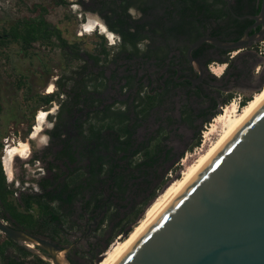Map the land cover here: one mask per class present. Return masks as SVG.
<instances>
[{
	"label": "trees",
	"instance_id": "16d2710c",
	"mask_svg": "<svg viewBox=\"0 0 264 264\" xmlns=\"http://www.w3.org/2000/svg\"><path fill=\"white\" fill-rule=\"evenodd\" d=\"M72 2L81 5L84 11L99 15L107 29L117 35L113 46L107 48L105 36L100 35L102 40L95 52L83 53L86 55L84 58L78 45L69 42L62 31L45 18L47 8L43 3L32 6L30 10L34 15L15 18L0 28V58L8 60L14 45H18L19 53L29 58L38 56V49L58 46L65 54L66 67L69 68L56 80L54 93L27 97L34 110L40 105H51L53 100L59 103L54 125L47 131L50 136L48 150L30 160L33 162L50 156L46 167L48 174L35 181L38 185L36 191L19 190L16 196L18 187L15 188L12 181L8 182L4 173L1 140L5 135L7 115L4 104L0 102V217L13 227L52 241L62 239L63 245H67L70 241L66 233L70 229L83 232L94 217L101 215L98 225L103 226L107 220L108 235L101 244L98 242L92 246L90 243V249L84 252L82 259L95 258L115 236L120 239L95 263L100 264L110 248L128 239L150 208L184 175V171L180 177L176 174L172 181V177L167 175L169 170L173 172L172 167L176 163L178 165V161H172L171 149L162 143L166 134L163 126L141 142L136 141L137 127L155 106L165 98L169 99L171 90L177 86L175 71L171 70L164 81L167 89L158 99L157 94H151L153 89H148L152 82L149 72L154 74L167 63H175L181 70L188 69L186 50L200 37L227 41L240 39L252 20L240 19L239 16L250 14L252 0H239L232 4L233 13L224 0ZM68 3V0H52L55 6ZM210 47L215 46L204 42L196 49L203 51ZM196 49L192 51L194 58L198 57ZM223 51L231 53L232 50ZM74 60L82 63L72 67ZM211 61L208 59L206 63ZM106 64L112 66L110 77L104 76ZM251 64L252 60L248 69ZM227 74L226 68L220 81ZM240 74L241 70L234 66L228 77L233 78L234 86L239 85L236 78ZM228 78L223 87L230 83ZM111 80L122 81L120 91L128 92V100L121 101V107L114 106L117 100L105 103L106 98L102 95ZM212 80H215L213 76ZM184 83L188 85L189 81ZM12 84L16 89L28 87L23 75L14 77ZM184 96L186 101L190 99V89ZM205 97L204 103L209 101V95ZM253 97L243 96L240 106L244 108ZM233 98V94L228 92L222 103L227 104ZM210 100L212 104L207 108H215L213 98ZM207 108L198 109V114L204 115ZM31 114L33 117L34 112ZM216 114L217 110L211 112L203 119L204 123L211 116L216 118ZM187 119L193 121L191 112ZM157 134L159 140L153 142ZM199 142L197 132L190 148ZM16 157L22 156H15L13 160ZM158 168H161V174H157ZM163 186L166 188L160 192ZM97 228L93 231H99ZM104 230L102 228L100 232ZM24 245L34 249L39 256L0 233V264H50L48 257L45 258L35 246Z\"/></svg>",
	"mask_w": 264,
	"mask_h": 264
},
{
	"label": "water",
	"instance_id": "95a60500",
	"mask_svg": "<svg viewBox=\"0 0 264 264\" xmlns=\"http://www.w3.org/2000/svg\"><path fill=\"white\" fill-rule=\"evenodd\" d=\"M243 17L259 32L247 30L234 41L203 36L188 46L187 59L199 72L193 82L201 78L192 56L200 44L237 50L264 35V0L257 15ZM0 232L18 244L33 243L50 264H63L59 253L70 264L65 253L78 242L61 248L1 217ZM113 264H264V98Z\"/></svg>",
	"mask_w": 264,
	"mask_h": 264
},
{
	"label": "rangeland",
	"instance_id": "374dc122",
	"mask_svg": "<svg viewBox=\"0 0 264 264\" xmlns=\"http://www.w3.org/2000/svg\"><path fill=\"white\" fill-rule=\"evenodd\" d=\"M68 1L69 3L67 5L55 6L52 4V0H0V28L7 25V23L15 18L27 14L34 15L30 10L32 6L37 3H43L47 8L45 18L49 22L55 24L62 31L63 37L68 39L69 42H74L78 45L80 54L84 58L86 55L83 53L95 52L94 50L102 40L100 35L105 36L107 48L115 44L117 40L116 34L111 32L112 37H110L108 32L104 30L102 31L99 25H96L92 29H86L84 27V25L88 23L90 15H96L97 18L103 22L97 13L84 11L81 5L73 3L72 0ZM131 12L135 13L134 10H131ZM258 48H261L262 50L264 48V35L254 41L251 46H247L246 49L231 51V54L241 55V58L236 63V66L241 70V74L236 78V82L239 83L237 86L233 85V78L230 77L228 78V80H230V85L223 87L224 81H220V77L224 75L227 66L225 63H211L212 69L222 67L223 70L222 73L218 74H215L210 70L208 71L215 78V80H212L210 83L211 91L215 93L217 92L220 97L225 96L227 92H230L235 97L227 104L220 103L216 109L218 111L216 116L221 112L223 113L225 106L236 102L239 94L242 97H253L254 94L263 87L264 55L258 53ZM37 52L38 56H33V58L24 57L19 53L18 45H14L9 51L8 60L0 58V102L4 104L5 113L7 115L5 135L1 140L3 143L2 149L8 144H18L20 141H24V143L26 142L28 146L26 156L16 157L12 161L11 178L6 176L8 182L12 181L14 187H18L15 194L16 196L19 194V190L28 192L32 190L36 191L37 183L35 181L48 174L46 167L47 161L50 160V156L45 159H36L33 162H30V160L34 156L40 155L39 150L46 144L48 137L47 131L52 127L54 116L57 112L56 105H51L49 110L51 112L50 115H48L43 121L38 134L35 137H32L31 135L36 123L37 113L39 110H42V108L37 107V109H35L36 112L33 119L31 113L32 110L34 111L35 107L32 101L27 100V97L35 95V92L41 91L45 85L47 86V91L49 86H52V89L56 90V80L64 71L69 69L66 67V56L58 46L51 48L46 47L44 50L41 48L38 49ZM251 55H254V57H251ZM250 57L252 60L250 68L251 76H248L249 74L246 72L249 62L251 61ZM81 63L82 62L79 60H74L72 67L79 66ZM111 70V64H106L104 76L110 77ZM19 75L25 76L28 87H22L20 89L14 87L12 80ZM108 84V87L103 90L102 94L104 98H106L105 103H112L114 100H117L118 103L114 106L121 107V101H124L125 99L128 100V92H121L119 89L122 81L117 82L111 80ZM54 90L50 93H53ZM29 103L30 106H27ZM204 105L205 103L203 101L196 103L193 98L186 101L182 94L174 92L169 99L165 98L161 104L156 106L150 112L149 116L140 123V126L137 127L135 133L137 142L144 140V138L154 133V131L160 128V126L165 128L166 134L162 143L171 149L170 158H172V161H178V165L176 163L172 167L174 170L171 173V181L175 179L176 174H179L180 177L183 171L185 173L198 160V158L207 151L210 145L223 131V125L221 123L218 124L216 127V133L212 135V140L207 142L203 150H197L196 153H193L195 146L192 148H190V146L197 137V132H199L201 142L202 134L210 128L211 123H214L215 116H211L209 121L205 124L201 117L195 115L197 110ZM227 109L230 110V106H228ZM190 112L193 115L192 122L187 119ZM238 112H240V110ZM158 138L159 134H157L152 141L159 140ZM181 159H183L182 163ZM1 162H3L2 158ZM170 172L171 171L169 170L168 174ZM157 174H161V168H158ZM22 181L24 182L22 183ZM163 188L164 186L161 188L160 192ZM95 227H98L99 231H95L78 245V250H81V253H84V251L86 252V249L88 248L86 247L87 243L96 244L99 242L101 244L107 237L110 230L107 220H104L103 226L98 225L97 223ZM102 228H105V230L100 232ZM78 233L79 231L77 230L76 232L75 230H72L71 233H68L69 240H72L74 236L79 235ZM119 239V236H115L102 253H96L97 255L95 258L91 259L88 257L87 259L84 258L82 260L87 264H95L102 257L103 253ZM113 247L114 246H112V248ZM112 248H110V250ZM29 250L38 255L34 249ZM9 252L12 253L11 250ZM29 258L31 259V257H28L27 259Z\"/></svg>",
	"mask_w": 264,
	"mask_h": 264
},
{
	"label": "flooded vegetation",
	"instance_id": "af4514ba",
	"mask_svg": "<svg viewBox=\"0 0 264 264\" xmlns=\"http://www.w3.org/2000/svg\"><path fill=\"white\" fill-rule=\"evenodd\" d=\"M237 1L239 0H231L230 3L228 4L226 1V6L230 9V11L233 13L232 9H231V5L232 4H235ZM245 1V0H244ZM241 2V1H240ZM260 4H261V0H252L251 2V12L250 14H244V15H241L239 16L240 19H244V18H249V17H243L245 15H257L259 10H260ZM250 20H252L244 29V32H243V35L245 33V31L248 30V35L251 36L253 34H256L257 32H259L260 30V26H253V23H254V20L252 18H249ZM242 35V36H243ZM241 36V37H242ZM254 41H250L248 46L252 45ZM247 46L244 48L246 49ZM196 49V48H195ZM223 50H228V49H223V48H219V47H210L208 49H204L203 51L201 50H197L196 49V54L198 55V57H196L195 59L197 60V62L199 63L200 67H201V78L199 81H195L193 82V80H195L198 76H199V72L189 63L188 61V66L189 68L188 69H185V70H181L177 64L175 63H167L165 64L163 67H161L157 72H155L154 74H152V72L150 71L149 72V76L151 77L152 79V82L148 85V89H153L151 91V94H157L158 96V99L165 93L166 89H167V86L166 84L164 83L165 79H167L170 75V71L174 70L175 71V74H174V79L177 83V86L175 88H173L171 90L172 94L174 92H178L180 94H182L184 96V94L186 95L187 92H189V89H190V99H194V101L197 103V102H200V101H203V99H205L206 95H209V101H207L205 103V105L203 107H200V108H207L208 105L212 104L210 98H213V102L216 103V107L215 108H207L206 109V113L204 115H200L198 114L199 111L197 110L196 114L197 116L201 117L202 121L204 118H207L209 117L210 113L215 111L219 104L222 103L223 99L225 96L223 97H220L218 96L217 92H212L211 91V88H210V83L212 82V75L208 72L209 70L212 71V64L211 63H225L226 66H227V70H228V74L225 76L224 78V82L225 80H227V78L229 77V74H231V72H233V68L234 66H236L237 62L239 61V59L241 58L240 56L241 55H235V54H231L230 52H224ZM187 57V56H186ZM208 59H212L211 62H208L206 63V61ZM188 60V59H187ZM240 65V64H239ZM249 70V71H248ZM45 73V72H44ZM151 73V74H150ZM247 74H250L251 76V72H250V69H247ZM155 79V80H153ZM185 81H189V84H183V82ZM155 84V85H154ZM230 85V83H228V86ZM201 87L204 89L202 90ZM56 90H57V87H56ZM54 90V92L56 91ZM228 90V89H226ZM53 91V90H52ZM53 92V93H54ZM46 93V94H45ZM228 93V92H227ZM38 94V95H47V94H51L50 92H47V86L45 85L43 87V89L39 92H35V95ZM62 96V95H61ZM60 96V97H61ZM185 97V96H184ZM51 105H56V110L58 112V109H59V103L56 101V100H53ZM51 105H40L39 107L42 108V110L44 111H47L48 115H50V106ZM156 107V106H155ZM199 108V109H200ZM32 112H34V115H35V112L36 110H32ZM56 112V114H57ZM34 115H33V119H34ZM46 116V117H47ZM29 119V118H27ZM54 121H55V116H54ZM54 121H53V124H52V127L54 125ZM51 127V128H52ZM50 128V129H51ZM3 139V138H2ZM50 146V136L48 134V137H47V141H46V144L44 147H42L40 150H39V153L40 155L39 156H42L43 154L46 153V150H48ZM3 150V149H2ZM2 150H1V153H2ZM2 158V157H1ZM4 170V168H3ZM5 173V171H4ZM6 175V174H5ZM37 190H38V185H37ZM101 217V215L99 216H96L93 218V220H91L87 227H86V230L81 232L79 231V235L77 236H74V238L72 240H69L70 243L67 244V245H63V240L62 239H59V240H54L52 241L51 239L49 238H46V237H42V238H45V239H48L50 240L51 242H53L54 244H56L57 246L61 247V248H66V247H69L73 242L75 241H78L76 244H74L66 253H65V256L66 258L68 259L69 263L70 264H75L74 262L76 260H78V262H83L85 264H87L84 260H82L81 258V255L84 254V253H81V250H78V245L83 241L85 240L86 238H88L92 233H94V228H96V224L98 223V219ZM88 217L86 216L85 219H87ZM69 233L72 232V230L70 229L68 231ZM74 232V231H73ZM76 232V230H75ZM1 233V232H0ZM66 233V232H65ZM3 234V233H2ZM67 237H68V233H66ZM35 235V234H34ZM38 236V235H37ZM69 239V237H68ZM60 242V243H59ZM21 245V244H20ZM95 244L93 243L92 246H94ZM86 247H88L86 249V251H88L90 249V244H86ZM37 250H39L42 254H46L42 249L36 247ZM85 252V251H84ZM39 256V255H38ZM41 257V256H40ZM87 257V256H86ZM44 259V258H43ZM46 260V259H44ZM48 261V260H46ZM73 261V262H72ZM49 262V261H48Z\"/></svg>",
	"mask_w": 264,
	"mask_h": 264
},
{
	"label": "bare ground",
	"instance_id": "6f19581e",
	"mask_svg": "<svg viewBox=\"0 0 264 264\" xmlns=\"http://www.w3.org/2000/svg\"><path fill=\"white\" fill-rule=\"evenodd\" d=\"M96 25H99L101 30L107 31L108 35L112 37V33L105 28L103 22L97 18L96 15H90L88 18V23L84 25L86 29H92ZM213 73H221V68L212 69ZM51 89V90H49ZM52 86H49L47 92H51ZM264 98V87L262 90L257 92L254 97L249 101V103L240 111H236L235 103L227 105L219 115L214 118V123H211L210 128L205 131V145L207 142L212 140V135L216 133V127L218 124L223 125V131L220 136L210 145V147L205 151L198 160L184 173L182 179L174 186L170 187L165 194L160 198V200L154 204L150 210L147 212L144 220L136 227L133 233L125 241L115 245L110 251L107 252L105 259L100 264H113L119 256L126 250V248L131 244V242L142 232V230L147 226V224L154 218V216L164 207V205L183 187V185L197 172V170L206 162V160L219 148V146L228 138V136L239 126V124L248 116V114L258 105V103ZM230 106V110H228ZM48 112L44 110H39L36 117V123L33 127L32 137H35L41 125L45 120ZM28 152L27 143L24 141L18 144H8L2 151V160L5 169L6 176L11 178L12 175V160L15 156H26ZM32 246H35L31 242H25ZM45 258L47 256L43 255ZM59 258L62 260L63 264H67L63 260V253H59ZM50 261V258H47Z\"/></svg>",
	"mask_w": 264,
	"mask_h": 264
},
{
	"label": "built area",
	"instance_id": "2783aa9c",
	"mask_svg": "<svg viewBox=\"0 0 264 264\" xmlns=\"http://www.w3.org/2000/svg\"><path fill=\"white\" fill-rule=\"evenodd\" d=\"M258 53L260 54V55H264V48H263V50L261 49V48H258ZM235 98V97H234ZM241 99H242V96L239 94L238 95V98H237V101L236 102H234L235 103V105H236V111L238 112L239 110L241 111L242 109H243V106H240V101H241ZM232 104V103H231ZM226 107V106H225ZM205 128H206V126H205ZM205 132L202 134V139H201V142L198 144V145H196L195 147H194V150H193V153H196L197 152V150H203V148H204V146H205ZM182 161H183V159H181V163H182ZM169 176H171V173H169L168 174Z\"/></svg>",
	"mask_w": 264,
	"mask_h": 264
},
{
	"label": "snow or ice",
	"instance_id": "6c2138e0",
	"mask_svg": "<svg viewBox=\"0 0 264 264\" xmlns=\"http://www.w3.org/2000/svg\"><path fill=\"white\" fill-rule=\"evenodd\" d=\"M49 90H51V89H49Z\"/></svg>",
	"mask_w": 264,
	"mask_h": 264
}]
</instances>
